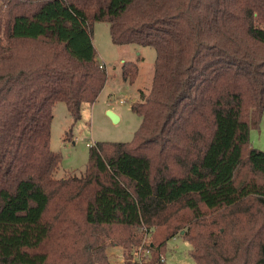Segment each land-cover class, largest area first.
<instances>
[{
  "label": "trees",
  "instance_id": "obj_1",
  "mask_svg": "<svg viewBox=\"0 0 264 264\" xmlns=\"http://www.w3.org/2000/svg\"><path fill=\"white\" fill-rule=\"evenodd\" d=\"M156 52L130 143H95L58 179L53 110L74 122L108 81L93 26ZM134 62L122 66L133 84ZM264 0H0V264H110L154 229L151 264L180 233L196 264H264Z\"/></svg>",
  "mask_w": 264,
  "mask_h": 264
},
{
  "label": "rangeland",
  "instance_id": "obj_2",
  "mask_svg": "<svg viewBox=\"0 0 264 264\" xmlns=\"http://www.w3.org/2000/svg\"><path fill=\"white\" fill-rule=\"evenodd\" d=\"M93 44L97 60L106 65L108 81L93 105L84 104L81 119L74 122L66 103H58L54 110L51 129V149L61 155L62 162L56 178L80 177L90 158V146L95 143H130L141 125V118L132 110L140 100V91L148 94L154 76L156 52L153 48L138 45L113 44L110 24L97 22L93 26ZM134 62L139 74L133 84L122 78V66ZM114 112L119 122L114 123L108 113ZM252 143L264 151V116L260 130H253ZM149 241H153L151 229ZM140 238L142 237L139 231ZM184 232L169 240L165 257L167 264H196L190 256L191 245L182 237ZM117 240H107L106 254L110 264H124L125 252Z\"/></svg>",
  "mask_w": 264,
  "mask_h": 264
},
{
  "label": "built area",
  "instance_id": "obj_3",
  "mask_svg": "<svg viewBox=\"0 0 264 264\" xmlns=\"http://www.w3.org/2000/svg\"><path fill=\"white\" fill-rule=\"evenodd\" d=\"M140 232L142 237L140 242L136 244L132 250L125 256L124 264H151L152 263V253L150 249L151 242L149 237L151 236V230L148 231L145 228H141ZM161 264H167L165 256L160 258Z\"/></svg>",
  "mask_w": 264,
  "mask_h": 264
},
{
  "label": "water",
  "instance_id": "obj_4",
  "mask_svg": "<svg viewBox=\"0 0 264 264\" xmlns=\"http://www.w3.org/2000/svg\"><path fill=\"white\" fill-rule=\"evenodd\" d=\"M108 115L114 123L119 122V117L114 112H109Z\"/></svg>",
  "mask_w": 264,
  "mask_h": 264
},
{
  "label": "crops",
  "instance_id": "obj_5",
  "mask_svg": "<svg viewBox=\"0 0 264 264\" xmlns=\"http://www.w3.org/2000/svg\"><path fill=\"white\" fill-rule=\"evenodd\" d=\"M262 122H263V121H262ZM261 125H262V124H261ZM252 134H253V131H251V134H250L251 143H252ZM252 145H253V147H255L253 143H252ZM255 148H257V147H255Z\"/></svg>",
  "mask_w": 264,
  "mask_h": 264
}]
</instances>
